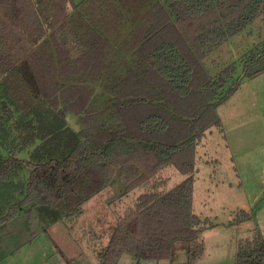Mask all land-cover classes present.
Returning a JSON list of instances; mask_svg holds the SVG:
<instances>
[{"label": "trees", "instance_id": "obj_1", "mask_svg": "<svg viewBox=\"0 0 264 264\" xmlns=\"http://www.w3.org/2000/svg\"><path fill=\"white\" fill-rule=\"evenodd\" d=\"M86 1L99 3L98 23L70 0H0V227L25 218L33 240L81 216L118 174L125 194L146 191L100 264L170 260L178 242L195 264L205 254L193 209L197 147L240 84L236 63L212 77L205 61L264 16V0ZM128 12L131 29L122 28ZM246 55L244 77L261 74L264 40ZM172 167L185 179L162 190L160 173ZM239 214L237 223L251 219ZM236 264H264V235L240 242Z\"/></svg>", "mask_w": 264, "mask_h": 264}, {"label": "rangeland", "instance_id": "obj_2", "mask_svg": "<svg viewBox=\"0 0 264 264\" xmlns=\"http://www.w3.org/2000/svg\"><path fill=\"white\" fill-rule=\"evenodd\" d=\"M78 1L70 0L68 6L72 8ZM263 40L264 16L206 59L210 75L216 76L225 67L236 63L234 83L242 76L246 54ZM259 75L264 77V70ZM243 78V81L247 80L244 75ZM243 81L238 94L217 108L221 127L208 130L197 151L193 209L203 221L200 238L204 242L205 254L195 264H236L240 242L252 239L256 234L264 235V149H251L254 144L264 141V133L257 127L256 137L251 135L249 141L246 140L249 134L247 121L250 118L256 123L258 112L244 110L247 101L243 102V96L247 84ZM233 83L223 91L226 92ZM67 119L73 129H80L74 114L67 115ZM18 157L28 159V152L20 153ZM158 179L163 183L160 189L169 191L182 182L185 175L172 167L161 172ZM125 190V184L116 174L102 193L85 204L81 216L54 224L47 230L50 236L42 235L36 245L43 249L50 245L59 247V264H100L98 256L109 244L117 221L146 191L140 188L125 194ZM240 212H246L251 219L237 223V219L243 216ZM22 226L31 237L29 224L26 222ZM51 238L54 244H50ZM187 250L185 242H178L170 260L138 263L126 254L119 264H189Z\"/></svg>", "mask_w": 264, "mask_h": 264}, {"label": "crops", "instance_id": "obj_3", "mask_svg": "<svg viewBox=\"0 0 264 264\" xmlns=\"http://www.w3.org/2000/svg\"><path fill=\"white\" fill-rule=\"evenodd\" d=\"M76 6L78 7L75 10V12H77L76 14H79L80 17H83L84 19L89 21L92 18V20H95L98 23L97 18L99 17H96L95 14L97 13L99 3L79 0ZM135 10L133 16L136 15ZM127 14H129L128 19H131V13L128 12ZM129 21H131L132 23H129V26H127L126 23L125 25H122V28L124 27L125 29H131L137 23V21L133 19ZM108 30L111 31L110 28ZM111 41L116 42L117 39L114 38V40ZM120 41L121 40L119 39L117 42ZM237 79L240 80L241 84V81H243L242 79H244L243 74L241 78L239 77ZM246 79L247 80H244L242 82L247 84V90L243 96V102L247 101V103L244 104V107L246 108L244 110L253 109L260 115H256V123L251 122L250 118L247 121L249 134L247 136L248 139L246 140L249 141L251 135H253V137H256L254 135V132L257 127H259V131H261L262 129V132L264 133V77L259 75L253 78ZM238 88L226 102L230 101L238 94ZM201 145L202 144L198 145L197 151L199 149V146ZM251 149H264V141L260 142L259 144H254V147ZM10 222L14 223V225H8V227L6 225H2L0 227V264H59V247H51L50 245L49 247L43 249V247L36 245L37 241L41 238L42 235H49L48 232H40L37 237H35L33 240H30V233L28 234L26 229H24V227L22 226V224H24L25 222V218L16 217ZM51 241L52 242L50 244H54V240L52 238ZM6 255L10 256L6 257Z\"/></svg>", "mask_w": 264, "mask_h": 264}]
</instances>
